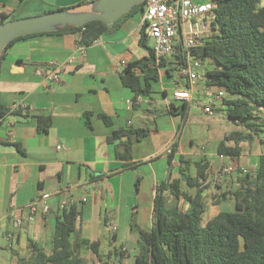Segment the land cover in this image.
<instances>
[{"label": "crops", "instance_id": "0c3cea01", "mask_svg": "<svg viewBox=\"0 0 264 264\" xmlns=\"http://www.w3.org/2000/svg\"><path fill=\"white\" fill-rule=\"evenodd\" d=\"M94 1L0 0V24L3 19L29 18ZM142 28V13H137L88 46L85 57L77 50L81 33L31 36L5 51L0 66V102L21 113L12 112L0 119V264H21L32 258L31 242L51 254L61 202L69 197L86 198V202L77 205L82 208L78 228L83 240L100 241L102 260L85 246L82 254L86 261L129 264L133 254L127 246L120 247L122 251L127 249L121 258L114 252L119 231L122 227L132 229L134 212L141 228L152 229L156 187L170 177H180L181 156L194 163L201 159L209 162L206 221L221 211L234 209L228 195L221 197L236 190L241 179L239 174L219 179L220 169L227 161L218 155V148L227 135V127L219 129L214 118L222 110V102L213 115L203 110L206 98L222 90L208 86L204 80L191 88L199 106L177 102L174 90L189 86L170 65L171 61L164 59L166 65L159 71V80L152 82L151 96L135 104L134 94L123 85L121 75L128 64L148 56L140 44ZM149 42L148 38L152 47ZM52 62H69L60 73L59 82H50L38 74H48ZM204 67L207 70L212 66L204 62ZM185 105L187 112L183 114L179 109ZM43 115L51 117L47 133L39 130L38 117ZM101 115L111 118L112 125L107 126ZM142 128L150 131L142 141L134 142L132 160L117 159L119 141L109 143L108 138L115 131ZM175 143L177 153L169 166L168 154ZM261 154L244 157L243 152L240 159L246 161L238 162L241 167L254 169ZM125 164L134 167L125 168ZM190 169L195 177L194 164ZM44 194L51 195L52 211L30 225L17 226L16 219ZM183 207L188 205L183 203ZM108 221L117 227L116 232ZM9 234L15 236L12 250L7 249Z\"/></svg>", "mask_w": 264, "mask_h": 264}, {"label": "trees", "instance_id": "16d2710c", "mask_svg": "<svg viewBox=\"0 0 264 264\" xmlns=\"http://www.w3.org/2000/svg\"><path fill=\"white\" fill-rule=\"evenodd\" d=\"M201 1H211L215 7L209 16L211 33L196 54L212 66L206 70V84L226 93L221 109L226 111L227 119L242 126V130L224 137L218 155L239 161L244 152L243 144H253L264 132V117L261 115L264 112V0ZM144 4L134 7L112 28L95 21L81 28L68 26L45 34L81 33L80 43L91 46L126 19L143 13ZM5 22L7 19H3L2 23ZM31 36L36 35L18 38L8 47ZM147 42V28L143 27L140 44L148 51V56L128 64L121 75L123 85L134 94L135 104L139 96H151L152 82L159 80V71L167 62L163 59L157 63L154 50ZM169 63L175 67L173 62ZM167 71L171 74V70ZM171 109L174 111L176 107L172 104ZM179 110L186 113L187 105ZM12 112L21 113L17 108L10 110L0 102L1 120ZM100 117L107 126L112 125L111 118L106 115ZM38 124L39 130L47 133L51 117L39 116ZM87 124L91 125L90 115H87ZM149 131V128H142L113 132L108 141H119L116 145L117 159L131 161L134 142L142 141ZM14 146L24 153L19 145ZM177 149L175 143L168 154L169 166ZM179 163L180 177H170L156 187L152 229L141 228L136 223V212L133 213L131 228L137 232L139 248L135 264H264V153L259 156L256 171L239 174L240 186L221 196L228 195L234 202V209L221 211L207 221L204 220L207 209L205 191L209 184L204 186V183L208 178L209 162L201 159L194 163L181 156ZM193 164L195 177L190 172ZM128 167L134 165L125 164V168ZM139 185L140 178L135 184L136 193ZM193 190H196L195 194L191 193ZM183 203L188 207H183ZM81 217L82 208L77 205L62 209L53 232L52 253H45L38 244L31 242L34 256L22 260L21 264H88L82 254L85 246L102 260L100 241L87 243L81 237L78 228ZM114 252L120 258L125 254L121 248Z\"/></svg>", "mask_w": 264, "mask_h": 264}, {"label": "built area", "instance_id": "2783aa9c", "mask_svg": "<svg viewBox=\"0 0 264 264\" xmlns=\"http://www.w3.org/2000/svg\"><path fill=\"white\" fill-rule=\"evenodd\" d=\"M215 5L211 1L201 0H146L142 13V27L147 28L148 38L153 41V50L157 63L168 59L175 64L178 75L187 87H177L173 92V98L177 102H186L190 106H199V101L193 95L191 88L205 80L206 70L204 61L196 54V50L203 46L204 39L211 33V20L209 18ZM88 46L78 44L77 50L85 57ZM124 63V62H123ZM69 62H52L51 71L38 72L50 82H59V75ZM225 93L218 91L210 94L205 102L203 110L213 115L215 107L223 101ZM145 98L139 96L137 101L142 102ZM227 162L219 172V179L233 174L247 175L254 173V169L241 167L238 161L220 156ZM209 184L208 178L204 186ZM51 195L44 194L32 202L27 212L16 219L19 227L36 222L39 216H47L52 211L50 204ZM79 202H86V198L78 200L69 197L61 202L62 209H70ZM108 225L116 232L117 227L108 221ZM13 234L7 235V249L12 250L15 243ZM127 252V249H123Z\"/></svg>", "mask_w": 264, "mask_h": 264}, {"label": "water", "instance_id": "95a60500", "mask_svg": "<svg viewBox=\"0 0 264 264\" xmlns=\"http://www.w3.org/2000/svg\"><path fill=\"white\" fill-rule=\"evenodd\" d=\"M146 0H96L90 4L0 24V66L8 45L21 37L57 32L68 26L81 28L95 21L112 28L123 16Z\"/></svg>", "mask_w": 264, "mask_h": 264}, {"label": "rangeland", "instance_id": "374dc122", "mask_svg": "<svg viewBox=\"0 0 264 264\" xmlns=\"http://www.w3.org/2000/svg\"><path fill=\"white\" fill-rule=\"evenodd\" d=\"M149 44L152 45L153 41L150 40ZM262 111H264V109H262ZM261 115L264 117V112H262ZM214 119L218 122L217 127L219 129L220 128L225 129V126L227 127V130L225 132L226 134L242 130V126L236 125L232 121H229L227 119L225 110L220 111ZM243 147H244V152H245L244 157H247L248 155H251L252 153L254 155L264 153V132L260 134V138L256 140L253 144L244 143ZM245 161H246V158L240 159L241 164L244 163ZM206 219L207 217L204 216L205 221ZM122 245L127 246V248H129V252L133 254L131 258L129 259V264H135L134 255H136L139 252L138 235L135 229H125L123 227L120 229L119 239L116 242V246L120 249ZM88 264H91V261H89Z\"/></svg>", "mask_w": 264, "mask_h": 264}]
</instances>
